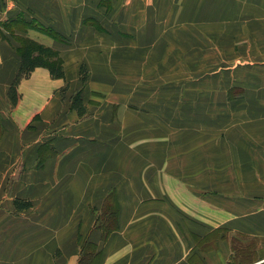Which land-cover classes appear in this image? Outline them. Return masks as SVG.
I'll use <instances>...</instances> for the list:
<instances>
[{"label": "crops", "instance_id": "1", "mask_svg": "<svg viewBox=\"0 0 264 264\" xmlns=\"http://www.w3.org/2000/svg\"><path fill=\"white\" fill-rule=\"evenodd\" d=\"M141 1L0 0V264H83L89 253L94 264H231L237 255L264 264V146L238 131L222 163L200 168L203 155L190 150L207 146L166 139L202 123L197 113L214 123L211 105L225 98L159 90L150 48H160L165 19L151 26L154 0ZM17 37L58 51L65 79L37 68L14 104ZM122 67L141 78L120 76Z\"/></svg>", "mask_w": 264, "mask_h": 264}, {"label": "rangeland", "instance_id": "2", "mask_svg": "<svg viewBox=\"0 0 264 264\" xmlns=\"http://www.w3.org/2000/svg\"><path fill=\"white\" fill-rule=\"evenodd\" d=\"M147 8L153 15L151 26L165 19L160 48H150V59L157 57L161 61L150 65L151 72L156 79L159 76V84L163 86L159 90L176 92L181 100L206 93L225 98L222 105L221 102L211 105L214 123L205 118V114L197 113L202 117V123L193 124L192 129L188 124L186 128L182 127L180 134L167 132L166 139L174 136L183 147L207 146L189 149L197 157L203 155L204 159L197 163L200 168L205 166L204 162L222 163L216 161L217 156L227 153L226 144H234L238 131L253 147L264 146V0H154L153 4H145ZM160 29L162 31L163 27ZM19 48L16 52L20 56ZM119 75L141 78V70L127 74V68L122 67ZM206 78L210 81L208 86L204 84ZM239 86H244L247 91L238 89ZM100 102L102 100L97 99L95 105ZM186 102L189 101L181 103ZM214 166L222 173V165ZM227 167L223 182L230 188L236 187L232 182L236 181L237 167L232 164ZM235 246L239 248L236 243L232 245ZM92 259L89 253L83 264H94ZM252 260L242 258L243 262Z\"/></svg>", "mask_w": 264, "mask_h": 264}, {"label": "trees", "instance_id": "3", "mask_svg": "<svg viewBox=\"0 0 264 264\" xmlns=\"http://www.w3.org/2000/svg\"><path fill=\"white\" fill-rule=\"evenodd\" d=\"M29 27H36L38 30L48 33L49 35H53L54 37H60L58 34L51 30H46L39 27L36 23H29ZM28 29V28H27ZM17 42L20 44V57H21V67L19 73L11 87L10 90V98L14 104H18L21 97L18 93V86L23 79H27L31 76L33 71L37 68H45L49 70L51 77L54 79H65V71H64V63L60 56V53L54 50L51 47L44 46L36 41L31 39H21L15 38ZM83 76L81 80L83 82L87 81V72L85 73V69L82 68ZM72 107L76 109L79 114L85 115L86 109L83 106V101L81 99L80 94H77L73 99ZM15 204L21 209H27L29 202H24L21 200H16ZM242 258L247 260V257H243V255L233 257V263L231 264H247V262H243Z\"/></svg>", "mask_w": 264, "mask_h": 264}, {"label": "bare ground", "instance_id": "4", "mask_svg": "<svg viewBox=\"0 0 264 264\" xmlns=\"http://www.w3.org/2000/svg\"><path fill=\"white\" fill-rule=\"evenodd\" d=\"M262 16V15H261ZM264 16V15H263ZM200 136V135H199Z\"/></svg>", "mask_w": 264, "mask_h": 264}]
</instances>
